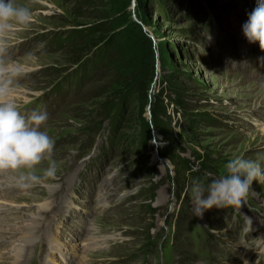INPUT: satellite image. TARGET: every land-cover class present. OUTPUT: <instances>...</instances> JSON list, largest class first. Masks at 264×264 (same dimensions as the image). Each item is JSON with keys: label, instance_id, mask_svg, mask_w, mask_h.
Wrapping results in <instances>:
<instances>
[{"label": "rangeland", "instance_id": "1", "mask_svg": "<svg viewBox=\"0 0 264 264\" xmlns=\"http://www.w3.org/2000/svg\"><path fill=\"white\" fill-rule=\"evenodd\" d=\"M181 1L31 4L33 22L11 52L25 65L23 110L48 113L41 130L55 141L57 179L29 189L0 182V264H256L264 182H253L242 209L200 218L191 181L223 174L237 156L264 168V51L243 34L258 0ZM94 26L104 30L85 34ZM116 33L128 45L145 41L140 75L118 69L121 48L107 55ZM64 89L68 97L57 95ZM155 110L166 112L172 137L150 124L143 148ZM244 215L258 230L242 232ZM24 220L38 221V231L19 249L14 232Z\"/></svg>", "mask_w": 264, "mask_h": 264}, {"label": "clouds", "instance_id": "2", "mask_svg": "<svg viewBox=\"0 0 264 264\" xmlns=\"http://www.w3.org/2000/svg\"><path fill=\"white\" fill-rule=\"evenodd\" d=\"M39 2L42 0H30L28 4L0 0V182L7 181L21 189L41 184L44 179H57V166L52 160L55 141L41 130L48 121V113L23 110L20 82L26 75L25 65L11 52L14 35L33 22L31 4ZM243 34L249 43H258L264 51V0H258L256 8L249 13ZM27 58L34 57L28 54ZM261 62L264 63V59ZM45 161L49 166L42 176L38 175V166ZM192 171H198V165ZM208 178H211L210 182L206 183ZM254 181L264 182V168L259 160L240 156L226 163L223 174L213 176L207 172L202 177H195L191 181V202L196 217L202 218L205 211L213 208L242 209L255 194ZM260 223L264 225V222ZM256 230L253 218L244 215L242 232L248 235ZM253 242L258 256L256 264H260L264 257V235L253 238ZM243 264H249V261L243 260Z\"/></svg>", "mask_w": 264, "mask_h": 264}, {"label": "trees", "instance_id": "3", "mask_svg": "<svg viewBox=\"0 0 264 264\" xmlns=\"http://www.w3.org/2000/svg\"><path fill=\"white\" fill-rule=\"evenodd\" d=\"M182 4L184 5L185 2L186 5L190 4V0H182L181 1ZM114 27L117 28L118 25L114 24ZM104 30V28H99L98 26H94V27H90L88 29V31L85 34H94L96 32H102ZM137 43H135L134 45H128L127 39H125V35L123 33H116V35L114 34L113 37H111L106 45V49H107V55H109V53L114 50V51H118L121 48V52L124 54L120 55H124L121 56L120 58V62L117 63L118 64V69H120L121 72H123L125 75H128L129 77H134V74H141V70L143 68V48L144 46H146L145 41L141 40V42L137 39ZM143 43V44H142ZM83 64V63H82ZM90 65V63L88 62L87 66ZM85 66V65H84ZM89 66V69L90 70ZM149 77V75H148ZM141 78H144L143 76ZM147 80V78H145V81ZM142 82H144V79L140 80L138 82V85H136V87L134 88V91L132 92L133 95L138 94L139 91H141V87H139ZM170 87L173 88L174 84L173 83H169ZM168 83H165V86L161 87V92H160V98H162L163 96H165V90H166V86L169 85ZM166 112H160V110H155L153 112L152 115V121L151 123H147L146 124V133L143 137V148L147 147L149 145V142L151 141L152 137H153V129L150 127V124L154 127V129H156L157 131H159L161 134L167 136V138L172 137L170 135V126L168 125V120L166 117ZM166 118V120H165ZM162 156L167 157L168 155L166 153H161Z\"/></svg>", "mask_w": 264, "mask_h": 264}, {"label": "bare ground", "instance_id": "4", "mask_svg": "<svg viewBox=\"0 0 264 264\" xmlns=\"http://www.w3.org/2000/svg\"><path fill=\"white\" fill-rule=\"evenodd\" d=\"M2 187H4V186H2ZM37 224H38V221L36 223V221L24 220L23 222H21L17 226V229L14 232L16 234V236H14L15 238L14 237L13 238H14V240L19 241L18 242V245L20 244L19 249H23L24 247H27L34 240L35 235H37V231H38L37 230V227H38ZM0 231L7 232V230H0ZM4 239H5L4 237L1 238V243H2V240H4ZM14 255L17 256V260L20 259L19 252L16 253L14 251ZM16 264H24V262L23 261L22 262H16Z\"/></svg>", "mask_w": 264, "mask_h": 264}]
</instances>
